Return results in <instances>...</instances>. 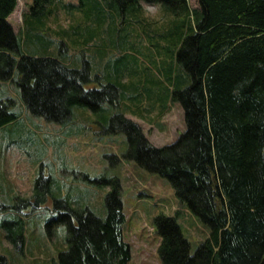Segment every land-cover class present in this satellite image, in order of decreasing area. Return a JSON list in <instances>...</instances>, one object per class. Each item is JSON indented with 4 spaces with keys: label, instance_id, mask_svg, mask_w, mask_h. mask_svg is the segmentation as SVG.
<instances>
[{
    "label": "trees",
    "instance_id": "1",
    "mask_svg": "<svg viewBox=\"0 0 264 264\" xmlns=\"http://www.w3.org/2000/svg\"><path fill=\"white\" fill-rule=\"evenodd\" d=\"M55 1L31 0L29 12L36 20L29 36L26 32L24 39L31 41L25 47L7 21L17 0H0V84L10 83L16 91L13 97L0 91V128L20 118L19 105L33 117L68 126L75 107L97 112L105 105L137 99L115 84L98 82L89 61L82 59L79 66V58L70 59L60 38L65 32L58 34L59 53L50 56L55 41L47 36L44 22L56 9ZM79 4L87 7L86 18L92 23L80 35L76 27L72 33L82 41L70 42L85 49L96 34L93 24L105 21L101 5L107 7L112 23L119 14L134 16L141 4L158 6L168 18L161 33L148 29L143 18L142 22L153 37L172 41L167 97L182 108L185 130L163 147L152 146L140 126L120 113L110 118L106 130L123 133L124 157L166 179L181 206L208 230V237L191 254L178 214L155 217L161 264H257L264 253V0H198L199 9L194 10L188 0H79ZM103 182L110 188L103 219L88 208L54 198L49 178L41 174L35 187L45 184L43 193L21 201L32 214L51 202L56 217L45 223L47 234L65 226V250L57 254V264H129L120 184L115 178ZM17 201L10 208L17 209ZM17 219L14 229L8 221L2 228L5 238L21 251L24 219ZM0 264H7L4 256Z\"/></svg>",
    "mask_w": 264,
    "mask_h": 264
},
{
    "label": "rangeland",
    "instance_id": "2",
    "mask_svg": "<svg viewBox=\"0 0 264 264\" xmlns=\"http://www.w3.org/2000/svg\"><path fill=\"white\" fill-rule=\"evenodd\" d=\"M61 1L65 11L44 22L47 36L58 39L56 34L65 32L60 38H64L68 50L62 48L70 59L79 58V66L82 59L89 61L98 82L115 84L120 91L133 92L137 99L121 101L116 107L105 105L97 112L75 107L76 115L68 129L29 113L0 128V256L6 258L7 264H57V254L65 250V226H56L50 234L45 229V223L56 217L51 202L33 214L21 203L34 193H43L45 184L35 187L40 174L49 178L54 198L64 199L78 209L88 208L101 219L106 216L104 199L110 190L103 181L117 179L125 215L122 236L131 248L130 264H161L159 238L154 231V219L161 214H178V223L193 254L208 237V230L181 206L166 179L124 157L127 140L123 133L106 132L110 118L117 113L138 124L154 147L172 144L185 130L182 108L167 97L166 68L172 61V41L153 37L142 22L143 18L148 29L161 33L167 16L156 5L141 4L134 16L119 14L112 23L107 7L101 5L105 21L93 24L96 34L85 49L79 43L73 45L70 39H78L72 33L76 27H80V35L87 24L91 25L86 18L87 7L78 0ZM30 6L31 0H18L8 20L25 47L31 41L24 39L26 32L29 36L36 20L29 12ZM188 6L199 9L198 0H188ZM36 31L44 30L37 27ZM93 85L95 88L98 83ZM13 187L17 188L15 192L10 191ZM18 199L17 209L10 208ZM19 216L24 219L25 244L21 251L5 238L2 228V223L8 221L14 229ZM42 233L44 246L34 248L26 257L32 244H37L35 240H42Z\"/></svg>",
    "mask_w": 264,
    "mask_h": 264
},
{
    "label": "crops",
    "instance_id": "3",
    "mask_svg": "<svg viewBox=\"0 0 264 264\" xmlns=\"http://www.w3.org/2000/svg\"><path fill=\"white\" fill-rule=\"evenodd\" d=\"M79 1V0H78ZM79 3V2H78ZM17 5H18V0H17ZM17 5H16V7H17ZM55 5H56V9L53 11V13L51 14V16H49L48 18H55L56 16H57V14L58 13H60L62 10H64L65 11V9H66V7H65V5H64V3L61 1V0H57V1H55ZM16 7H15V9H14V11L16 10ZM14 11H13V13H14ZM63 12V11H62ZM12 13V14H13ZM11 14V15H12ZM11 15L7 18V21L9 20V18L11 17ZM56 34V33H55ZM58 34L59 33H57L56 35L58 36ZM50 39H52V38H50ZM59 39V38H58ZM58 39H54L55 40V44H53V45H51V47H50V49H49V54H50V56H56L59 52H58V45H57V43H58ZM53 40V41H54ZM56 41H57V43H56ZM59 58H60V56H59ZM62 62H64L65 63V61H63V60H61ZM66 64H69L68 62H66ZM0 91H3V96H8V97H13L14 95H15V90H14V88H13V86L10 84V83H3V84H0ZM18 111H19V117H22V116H27V114H28V112L26 111V110H24V108H23V106L22 105H19V107H18ZM66 127V129H68V127L69 126H65ZM17 190V188H15V187H13V189H11L10 191L11 192H15ZM50 191V190H49ZM51 193V192H50ZM42 236H43V238H42V240H35V242L37 243V244H32V246L30 247V249H29V251L28 252H26V254H25V256L26 257H29V254H31V250H33L34 248H38V247H43L44 246V243H45V235H44V233H42ZM30 245V244H29ZM27 246H28V244H27ZM131 249V248H130ZM130 262H131V260H130ZM130 262H129V264H130Z\"/></svg>",
    "mask_w": 264,
    "mask_h": 264
},
{
    "label": "water",
    "instance_id": "4",
    "mask_svg": "<svg viewBox=\"0 0 264 264\" xmlns=\"http://www.w3.org/2000/svg\"><path fill=\"white\" fill-rule=\"evenodd\" d=\"M257 264H264V253H263V257L261 258V260Z\"/></svg>",
    "mask_w": 264,
    "mask_h": 264
}]
</instances>
